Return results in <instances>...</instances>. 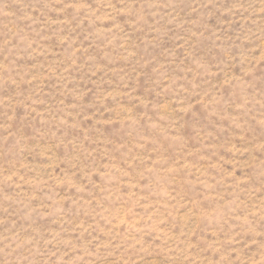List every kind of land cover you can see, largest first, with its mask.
<instances>
[{
	"label": "rangeland",
	"instance_id": "1",
	"mask_svg": "<svg viewBox=\"0 0 264 264\" xmlns=\"http://www.w3.org/2000/svg\"><path fill=\"white\" fill-rule=\"evenodd\" d=\"M0 264H264V0H0Z\"/></svg>",
	"mask_w": 264,
	"mask_h": 264
}]
</instances>
